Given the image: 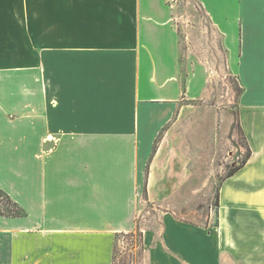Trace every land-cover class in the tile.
I'll list each match as a JSON object with an SVG mask.
<instances>
[{
  "label": "crops",
  "instance_id": "crops-1",
  "mask_svg": "<svg viewBox=\"0 0 264 264\" xmlns=\"http://www.w3.org/2000/svg\"><path fill=\"white\" fill-rule=\"evenodd\" d=\"M199 1L240 86L236 159L251 156L219 187L217 225L165 216L149 263L264 264V0ZM173 13L0 0V188L22 212L0 214V264H114L136 190L190 182L174 130L196 93Z\"/></svg>",
  "mask_w": 264,
  "mask_h": 264
},
{
  "label": "rangeland",
  "instance_id": "rangeland-1",
  "mask_svg": "<svg viewBox=\"0 0 264 264\" xmlns=\"http://www.w3.org/2000/svg\"><path fill=\"white\" fill-rule=\"evenodd\" d=\"M169 3L183 46V71L193 73L196 93L195 99L185 101L189 108L174 130L179 135L181 152L184 150L180 154L185 163L189 162L190 182L178 189L136 190L133 228L117 234L114 264L153 262L149 252L162 243L161 225L167 215L209 228L217 225L219 187L229 168L248 151L244 148L236 159L239 146L246 145L235 118L230 128L226 119L235 113L240 86L229 71L201 2L169 0ZM182 175L187 179L186 171ZM1 207L8 209L3 204Z\"/></svg>",
  "mask_w": 264,
  "mask_h": 264
},
{
  "label": "trees",
  "instance_id": "trees-1",
  "mask_svg": "<svg viewBox=\"0 0 264 264\" xmlns=\"http://www.w3.org/2000/svg\"><path fill=\"white\" fill-rule=\"evenodd\" d=\"M250 156H251V152L248 149L247 154L238 163H236L235 165L233 164L229 168L225 178L230 177L241 167H243L249 160ZM2 204L6 205L8 209H3L1 207ZM216 205H219V192L217 194ZM0 214L7 216H20L22 214L19 205L16 202H14L10 197V195L2 188H0Z\"/></svg>",
  "mask_w": 264,
  "mask_h": 264
},
{
  "label": "built area",
  "instance_id": "built-area-1",
  "mask_svg": "<svg viewBox=\"0 0 264 264\" xmlns=\"http://www.w3.org/2000/svg\"><path fill=\"white\" fill-rule=\"evenodd\" d=\"M240 157V156H239Z\"/></svg>",
  "mask_w": 264,
  "mask_h": 264
}]
</instances>
